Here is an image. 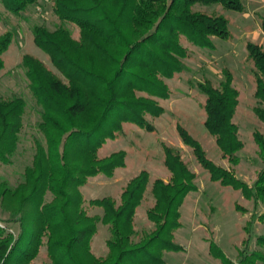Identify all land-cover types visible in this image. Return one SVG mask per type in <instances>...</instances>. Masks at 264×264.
Here are the masks:
<instances>
[{"label":"trees","instance_id":"16d2710c","mask_svg":"<svg viewBox=\"0 0 264 264\" xmlns=\"http://www.w3.org/2000/svg\"><path fill=\"white\" fill-rule=\"evenodd\" d=\"M244 1L51 0L59 23L55 28L35 24L32 32L58 72L31 53L22 57L28 88L41 107L43 139L34 138L32 161L15 186L0 174V264H36L43 254L41 264H165L166 250L182 249L175 239L182 226L180 207L197 189V175L179 148L164 145L167 179L151 180L143 170L120 193L93 199L82 187L126 165L125 150L100 153L109 140L123 135L125 123L154 129L148 116L163 113L158 99L170 96L167 80L188 68L190 49L183 40L208 48L214 38L230 37L228 19L214 7L243 11ZM0 2L20 15L39 0ZM14 37L13 30L0 34V75ZM246 47L255 80L253 111L264 122V45L249 42ZM199 88L206 96L205 126L229 167L212 160L200 141L179 126L180 135L212 180L240 190L257 210L264 203V133L253 132L263 166L249 184L237 174L245 141L234 120L240 91L233 75L226 72L218 83L207 79ZM26 111L23 96L0 98V171L12 162ZM148 190L151 202L140 226L139 208ZM94 207L102 213H91ZM256 210L253 217L263 222L264 212ZM100 222L110 231L105 254H97L92 244ZM251 231L237 259L214 238L209 252L219 264H263L264 233L251 246Z\"/></svg>","mask_w":264,"mask_h":264},{"label":"rangeland","instance_id":"374dc122","mask_svg":"<svg viewBox=\"0 0 264 264\" xmlns=\"http://www.w3.org/2000/svg\"><path fill=\"white\" fill-rule=\"evenodd\" d=\"M243 11L224 10L214 7L229 21L230 37L214 38L213 47H200L184 39L183 43L190 49L186 59L188 68L168 79L170 96L158 99L164 111L157 117L148 116L153 130L133 123H125L122 136L109 140L102 148V155L117 150L127 152V162L119 167L114 176L104 174L91 178L82 187L88 199L102 198L120 193L123 186L143 170L150 174V179L169 178L170 172L164 164V145L179 148L186 161L196 172L197 189L190 191L180 207L182 226L175 232L176 241L181 250H166L165 264H219L209 252V239L214 238L223 250L232 258H238V252L246 249L244 240L248 237L247 229H252L251 246L255 236L264 233V221L254 218L255 208L244 197L240 190L221 185L211 179L210 174L201 165L179 132V126L197 138L207 155L216 163L229 167L222 158L214 137L205 126L204 104L206 96L199 88V83L209 79L218 83L225 78V73L233 75V85L240 91V104L234 120L240 126V135L245 141L244 149L239 153L241 162L237 174L249 184L254 181L257 171L263 166L257 154V145L253 132L259 129L264 133V122L255 114L254 95L255 80L251 64L247 61V44L255 42L264 45V0H245ZM3 17L0 20V34L13 30V43L5 54V68L0 75V98L23 96L27 101L25 126L20 135L17 150L11 158V164L1 167V178L15 186L21 179L23 169L32 161L34 138L43 139L38 129L41 119V107L35 102L30 89L26 68L22 57L31 53L41 58L56 70L48 55L33 41V26L45 24L55 28L59 23L52 9L51 0H39L23 14L17 15L0 2ZM75 36L79 30L70 25ZM57 71V70H56ZM58 72V71H57ZM147 201L139 208L138 223L143 226L145 210L150 204L151 193H146ZM256 212H264V203H260ZM91 213H102L98 207L91 208ZM110 237L108 226L99 223V230L92 244L97 254H105L106 240ZM44 254L36 264H41ZM262 264V263H260ZM264 264V263H263Z\"/></svg>","mask_w":264,"mask_h":264}]
</instances>
